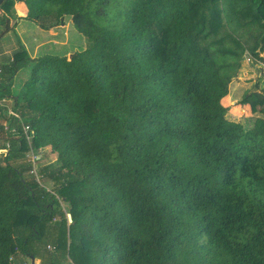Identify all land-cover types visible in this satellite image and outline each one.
<instances>
[{"label":"trees","instance_id":"16d2710c","mask_svg":"<svg viewBox=\"0 0 264 264\" xmlns=\"http://www.w3.org/2000/svg\"><path fill=\"white\" fill-rule=\"evenodd\" d=\"M16 3L87 47L0 68V264H264V96L238 104L250 129L222 103L247 54L264 66V0ZM25 126L58 159L37 176Z\"/></svg>","mask_w":264,"mask_h":264},{"label":"rangeland","instance_id":"374dc122","mask_svg":"<svg viewBox=\"0 0 264 264\" xmlns=\"http://www.w3.org/2000/svg\"><path fill=\"white\" fill-rule=\"evenodd\" d=\"M26 15L27 9L25 6L22 7L20 3L14 4L11 13H8L2 6L0 7V68L13 60L21 46H24L32 58L46 55L71 57L73 54L86 49L87 39L76 31L70 17L65 19L62 26L44 31L37 24L24 19ZM246 93H258L264 96V66L255 62L248 54L244 57L241 68L230 84L229 96L222 103L229 108L227 114L229 120L239 122L250 129L254 126L256 119L263 118V115L252 113L249 106L238 105ZM2 104L4 103L2 102ZM17 117H19L18 114ZM0 125H6L5 121L0 120ZM28 127L29 129L24 128V132L26 134L31 132L30 136L27 137L31 150L25 154L24 159L20 158L14 163L33 161V176H37L40 169L39 161L42 165L56 167L58 159L57 155L50 153L49 150L42 151L34 148V132L30 126ZM5 129L11 130L7 126ZM11 131L13 132L14 129ZM0 148V164L4 166V159L11 149L10 142L1 137ZM43 185L50 190L53 184L50 181H43Z\"/></svg>","mask_w":264,"mask_h":264},{"label":"crops","instance_id":"0c3cea01","mask_svg":"<svg viewBox=\"0 0 264 264\" xmlns=\"http://www.w3.org/2000/svg\"><path fill=\"white\" fill-rule=\"evenodd\" d=\"M22 7L24 6L23 4H20ZM35 264H41L40 260L34 259ZM13 264H33V261L31 259H27L22 256H16L12 259Z\"/></svg>","mask_w":264,"mask_h":264},{"label":"water","instance_id":"95a60500","mask_svg":"<svg viewBox=\"0 0 264 264\" xmlns=\"http://www.w3.org/2000/svg\"><path fill=\"white\" fill-rule=\"evenodd\" d=\"M6 0H0V7L3 5V3L5 2ZM68 220H69V223L72 224L73 223V218H72V215L71 214H68ZM33 261V264H35V261L34 259H31Z\"/></svg>","mask_w":264,"mask_h":264},{"label":"built area","instance_id":"2783aa9c","mask_svg":"<svg viewBox=\"0 0 264 264\" xmlns=\"http://www.w3.org/2000/svg\"><path fill=\"white\" fill-rule=\"evenodd\" d=\"M3 103H5V102H3ZM9 111H11V110H9ZM11 116H14L15 118H19V117H17V114H15V113H13L12 111L9 113ZM25 129H29V127L28 126H26V127H24ZM30 134H31V132H30ZM27 137H29L30 135H29V133H27ZM33 162V161H32ZM34 164V163H33ZM35 173V172H34Z\"/></svg>","mask_w":264,"mask_h":264}]
</instances>
